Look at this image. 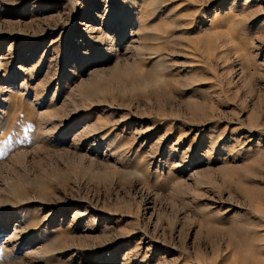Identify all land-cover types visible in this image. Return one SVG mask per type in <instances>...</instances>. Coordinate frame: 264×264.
I'll return each mask as SVG.
<instances>
[{
    "label": "rangeland",
    "instance_id": "rangeland-1",
    "mask_svg": "<svg viewBox=\"0 0 264 264\" xmlns=\"http://www.w3.org/2000/svg\"><path fill=\"white\" fill-rule=\"evenodd\" d=\"M0 264H264V0H0Z\"/></svg>",
    "mask_w": 264,
    "mask_h": 264
}]
</instances>
